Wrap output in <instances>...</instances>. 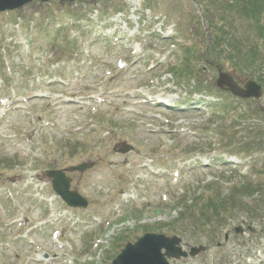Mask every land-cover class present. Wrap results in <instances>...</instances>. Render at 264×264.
I'll return each instance as SVG.
<instances>
[{
    "label": "rangeland",
    "instance_id": "rangeland-1",
    "mask_svg": "<svg viewBox=\"0 0 264 264\" xmlns=\"http://www.w3.org/2000/svg\"><path fill=\"white\" fill-rule=\"evenodd\" d=\"M145 1L54 0L0 14V54L9 70L0 76V264H111L126 243L177 218L172 202L183 190L218 182L226 194L227 181L259 179L264 153L238 154L205 130L223 116L217 105L235 98L191 96L167 74L185 58L177 44H191L192 68L207 83L215 84L219 72L238 84L248 78L207 52L202 0H151L150 11ZM211 9L220 23L222 10ZM76 11L82 20L71 17ZM59 27L77 40L71 52L54 39ZM245 102L237 107L264 109V97ZM124 144L134 150L120 154ZM193 144L204 153H187ZM82 163L94 167L69 176L89 205L75 211L53 193L45 171ZM252 227L249 234L237 220L217 236L177 227L187 246L206 250L170 262L264 264V225Z\"/></svg>",
    "mask_w": 264,
    "mask_h": 264
},
{
    "label": "trees",
    "instance_id": "trees-1",
    "mask_svg": "<svg viewBox=\"0 0 264 264\" xmlns=\"http://www.w3.org/2000/svg\"><path fill=\"white\" fill-rule=\"evenodd\" d=\"M206 2L208 9L204 18L209 26L210 51L214 58L219 59L222 55L232 68L244 71L250 79L264 87V0H206ZM211 7L222 10L220 23L214 21ZM237 22L240 23V27H236ZM190 53L191 51L188 52ZM190 63L188 61L184 68L172 70L176 80L186 84L189 93H205L210 96L219 94L221 97L225 95L213 84L195 75L190 66L188 67ZM234 104L235 102L229 103L232 107L226 113L227 105L221 103L219 106L223 110V116L217 118L214 121L216 126L209 129L219 137V144L228 141L230 145L235 141L239 143L240 148L262 147L264 127L261 122L264 120V110L255 107L242 110L234 107ZM196 150L190 149L189 152ZM256 175L259 179L227 181L226 194H222L223 189L218 182L206 183L199 192L185 191L173 205L177 218L164 227L170 229L171 233H178L176 224L185 228L187 224L193 231L203 229L210 236L213 234L217 236L223 227L238 218L246 219L249 223L264 218V162ZM162 227L163 225L149 227L147 231H162Z\"/></svg>",
    "mask_w": 264,
    "mask_h": 264
},
{
    "label": "water",
    "instance_id": "water-1",
    "mask_svg": "<svg viewBox=\"0 0 264 264\" xmlns=\"http://www.w3.org/2000/svg\"><path fill=\"white\" fill-rule=\"evenodd\" d=\"M33 0H0V12L13 11L21 8ZM47 2L49 0H39ZM74 1V0H60ZM216 86L222 91L230 92L235 97L241 99H259L264 95V89L255 82L246 81L241 87L229 74H219ZM132 148L125 146L120 152L126 153ZM90 167V166H88ZM87 166L81 165L66 171H82ZM47 175L53 178L52 186L54 191L71 207H86L87 202L76 192L69 191V180L64 177L62 171L48 172ZM238 232L240 230H237ZM181 240L177 237H166L164 235L146 234L139 238L135 243H128L120 254L114 259L112 264H170L168 259L179 260L186 258L187 253L180 246ZM204 249L191 248L190 255L195 256Z\"/></svg>",
    "mask_w": 264,
    "mask_h": 264
}]
</instances>
